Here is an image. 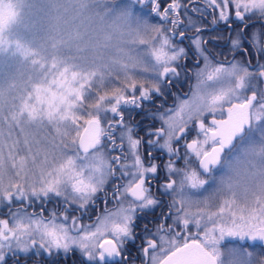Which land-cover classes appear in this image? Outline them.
Here are the masks:
<instances>
[{
  "label": "snow or ice",
  "instance_id": "snow-or-ice-1",
  "mask_svg": "<svg viewBox=\"0 0 264 264\" xmlns=\"http://www.w3.org/2000/svg\"><path fill=\"white\" fill-rule=\"evenodd\" d=\"M191 2L199 4L201 0ZM139 4L140 10L146 11L147 16L151 18L162 17L167 21L172 14L171 31L162 29L158 36V46L150 52L154 64L153 75L159 85L164 80L178 78L177 69L184 67L178 62L186 57L190 50H194L195 54L203 59L204 66L196 72L197 83L191 99L185 100L178 110L170 109L162 113L161 127L146 132L147 136L156 139L144 140L134 135V126L124 122L122 108H139L142 101H150L153 94H160L161 88L136 87L130 96L117 101L111 110L114 122L108 124L107 130L90 127L76 151L69 154L58 167L43 174L38 181L5 185L0 180V205L7 203L10 209V219H0V264H7V260L14 256L33 252L48 257H67L73 250L85 258L86 264H128V259L125 258L128 251L126 245L134 242L133 229L137 214L152 210L159 204L158 199L151 194V182L159 179L162 167L166 173V182L161 186L162 193L173 195L178 192L181 196L180 204L175 198L169 204L170 211L175 210L174 218L170 217L173 218V224L179 223L184 229H187L190 223L195 224L198 229L203 224L215 226L206 231L201 239H192L191 242L185 239L179 247L176 245V239L167 240L161 235V242L169 245L167 250H160L162 261L155 254L156 241L148 239L147 247L142 249V253L146 256L150 251L153 253L148 257L151 264H216L207 250L209 247L217 245L227 236L245 238V233L236 230L235 219L232 228L216 224V216L224 215V209L215 215L207 214L190 219L187 213L181 215V205L186 199V190L199 191L206 186L200 176H210L218 168L225 149L231 145L234 137L250 124L254 105L259 104L254 114L256 121L264 120V89H257V84L254 83L264 81V63L257 60L253 66L238 61H218L213 65L206 54L207 41L202 36L204 29L198 27L197 20L188 15V10L181 0H171L162 10L160 0H139ZM202 4L203 7L191 9L201 19L211 11L215 24V13L218 10L220 21L234 19L243 25L241 30L236 32L235 38L231 39L234 51H242L247 55V50L243 48L247 42L253 48L254 55L264 54V28L249 35L245 34L248 27L245 24L246 18L257 16L264 19V0H202ZM230 5L235 8L234 17L229 16ZM181 9H184L187 18L183 31L177 27L181 24ZM188 28L194 29L192 35H187ZM177 38L181 43L187 40L188 47H180L178 43H174ZM253 67L255 71H250ZM249 88L252 89L250 97L245 95ZM136 92H139V96ZM206 116L212 117L208 125L205 124ZM193 123L198 129L197 138L186 141L182 145L184 152L181 154L180 148H174L173 144L180 145V141L193 130L189 127ZM116 129H121L118 137ZM117 139L120 144L116 143ZM160 140H163V143H160ZM145 144L149 149L147 155L140 151L141 146ZM157 149L169 157L163 166L154 162L158 157L152 155V151ZM115 151H119L120 155L108 154ZM180 161H183V167H177ZM192 165H195L198 171L190 170ZM109 177L125 180V183L114 187L113 195L116 197L117 207H106L105 212L97 217L93 224L78 225L79 217H71L72 222L69 224L68 213L73 209L68 207H65V214L60 218L63 223L57 222L55 209L50 211L47 218L43 215L46 210L43 206L38 213L27 212V207L32 206L34 200L46 203L49 198L55 196L65 198V204L69 202V197L71 202H78L76 210L83 214ZM171 177H179V185L177 180ZM14 200H25L27 204L24 208L11 211V203ZM225 207L231 212L227 204ZM256 219L260 225L259 234L264 236V219ZM147 231L145 229L146 233ZM164 231H171V228H166L164 224L157 226V233Z\"/></svg>",
  "mask_w": 264,
  "mask_h": 264
},
{
  "label": "rangeland",
  "instance_id": "rangeland-1",
  "mask_svg": "<svg viewBox=\"0 0 264 264\" xmlns=\"http://www.w3.org/2000/svg\"><path fill=\"white\" fill-rule=\"evenodd\" d=\"M161 30L139 0H0V180L36 182L75 152L86 120L110 112L108 93L147 77ZM254 114L213 184L222 224L235 219L246 234L212 246L218 264H264V120Z\"/></svg>",
  "mask_w": 264,
  "mask_h": 264
},
{
  "label": "flooded vegetation",
  "instance_id": "flooded-vegetation-1",
  "mask_svg": "<svg viewBox=\"0 0 264 264\" xmlns=\"http://www.w3.org/2000/svg\"><path fill=\"white\" fill-rule=\"evenodd\" d=\"M183 5L186 6L188 10V15L192 16L194 20H197L198 27L204 29V31L202 32V36L207 41L206 54L209 56V59L211 60L213 65H215L218 61H238L244 64L250 63L253 66L256 65L257 60H259L261 63H264V54L254 55L253 48L250 47L249 43L247 42H245L243 45V48L247 50V55H245V53L242 51H234L232 49L231 39L235 38L236 32L241 30V28L243 27V25H241L239 22L235 21L234 19H230L227 22L220 21L218 19V10L215 13V16L217 17L215 24H213L214 15L211 14V11L209 14L204 15L201 19V17L198 14L193 13L191 9L197 6L203 7L202 0L199 4L192 3L191 0H185V2H183ZM228 13L230 17H234L235 8L230 5ZM179 18L181 20V24L177 27L178 30L183 31L185 30L184 25H187V18L184 15V9L180 10ZM171 19L172 14H170L169 19L167 21H164L162 17L156 18V20L162 25V29H168L169 31H171L173 27L171 24ZM245 24L248 25V27L245 29V34L249 35L254 31L264 28V19H259L257 16H251L245 19ZM193 32L194 29H187V35H192ZM174 43H178V46L180 47H188L187 40H184L181 43L178 41L177 38L176 40H174ZM178 63L184 66L183 69H177L179 73L178 78L164 80L161 85H159L158 81L154 78V66L151 71L148 72L146 78L138 77L137 82H139V84L137 85V87L151 88L159 86L161 88V93L153 94L151 96L150 101H142L139 108H122L124 122L129 126L135 127V136L144 140L156 139L155 137L147 136L146 132L150 129L154 130L156 128L161 127L160 115L170 109L178 110L179 106L185 100L191 99L192 93L195 90V85L197 83L196 72L200 68H203L204 61L201 57L195 54L194 50H190L188 52V55L182 58ZM250 71H255V68H250ZM254 83L257 84V89H264V81H254ZM132 91L133 90H126L122 92L121 90H117L108 93L109 95H116L111 97L112 99L107 101V105L110 107V112L107 114L102 113L99 115L98 118L92 117L97 119L99 128H102L104 130L108 129V124L114 122L112 120L111 110L116 106L117 101L122 100L125 96H130L132 94ZM136 95L139 96V92H136ZM245 95L250 97L252 95V89H247L245 91ZM225 107H227V105H225ZM252 112L254 114L255 105L253 106ZM211 118V116L205 117L206 125L210 123ZM217 118L220 117L217 116ZM252 123L253 118L250 124L245 127L243 135L235 138L233 144L225 149L221 156V161L218 168L210 176H200V179L206 182V186L202 187L199 191H185L184 195L186 199H184L181 206L183 208V211L187 213L190 219H196L202 215H207L208 211H216L217 213L221 211V204L223 203V198L220 199L218 196L212 198L211 195L212 191H215V180L222 171L224 161H226H223L226 152L234 148V146L238 143L239 139L244 136V134L250 128ZM83 127L81 128V130L83 129ZM189 127H191L193 130L189 132L185 136V138L180 141V145H177L175 143L173 144L174 148H180L181 154H183L184 152V148L182 147V145H184L186 141L190 142L193 138H197L198 129L196 128L195 124L193 123ZM81 130L77 134L78 136L76 139V149L78 146V137L80 135ZM120 131L121 129L115 130L117 137L119 136ZM200 138L202 139V136ZM116 143L120 144V140L117 139ZM160 143H163V140H160ZM105 151H108V149H105ZM140 151L142 154L147 155L149 149L145 144L141 146ZM108 154L110 156H119L120 152L115 151L109 152ZM152 155L158 157V159L154 162L160 164L161 166H163L169 159L168 156L164 155V152L158 149L152 151ZM159 157H163V159H159ZM177 167H183V161H180L177 164ZM191 169H195L198 171L195 165H192L190 170ZM117 176H119V172H117ZM171 178L176 179L177 184L179 185V177ZM165 182L166 173L162 167L159 179H156L151 182V194L152 196L158 199L159 204L157 206H154L152 210L137 214L138 218L134 221L133 229L134 242H129L126 245L128 251L125 253V258L128 259V264H151V260L148 257H150L153 253L150 251L147 256L142 253V249L144 247H147L146 241L148 239H154L156 241L157 248L155 249V254L159 257L160 260H162L163 255H161L160 250L162 248L167 250L169 248V245L167 243L161 242L159 238L161 235L165 236L167 240L176 239V245L177 247H179L183 244L185 239H188L189 241H191L192 239H201L206 231L215 226L214 224H203L198 229L195 224L190 223L189 227L187 229H184L179 223L173 224L175 210L172 209L170 211L169 204L174 198L177 200V203L180 204L181 196L178 192L173 193V195L163 194L161 186ZM123 183H125V180L123 178L117 179L115 177H109L103 188L96 194L93 201L91 202L87 210L83 212V214L80 210H76L78 209V202H71V198L69 197V202L65 204V198L55 196L49 198L46 203L34 200L32 202V206L27 207V212L38 213L40 211L41 206H43L46 209L43 215L45 218H47L50 214V211L55 209L57 215V222L63 223V220L60 218L65 214V207H68L70 209H73L68 213L70 217L68 221L69 224H71L72 222L71 217H79V220L77 221L78 225H90L97 220V217L101 216L105 212L106 207L108 209H114L115 207H117L116 197L113 195V191L116 185ZM202 196H210V201L207 202L203 200ZM26 204L27 201L25 200H14L11 203V211H15L18 208H24ZM9 210V205L7 203L0 205V219H10L8 215ZM221 217L222 216H216V224H222ZM161 224H164L166 228L170 227L171 231L157 233V226ZM145 229L148 230L147 233L145 232ZM177 234L179 235L177 236ZM216 236L219 240V233H217ZM236 239L237 238L235 237L227 236L223 240H220L217 245L213 246L217 249L223 248V245L225 243L229 241L234 242ZM201 244L203 245L202 241ZM208 250L214 255L218 264L219 259L217 257V253H214V251L212 250V246L209 247ZM17 261L19 262V264H86L85 258H83L81 254L75 250L71 251V253L67 257H64L63 255H53L51 257H48L43 254H36L35 252L31 254L18 255L9 258L7 260V264H16Z\"/></svg>",
  "mask_w": 264,
  "mask_h": 264
},
{
  "label": "water",
  "instance_id": "water-1",
  "mask_svg": "<svg viewBox=\"0 0 264 264\" xmlns=\"http://www.w3.org/2000/svg\"><path fill=\"white\" fill-rule=\"evenodd\" d=\"M93 122H95V123H93ZM248 125H249V124H248ZM248 125H246L245 127H247ZM90 127H97V128H99V124H98L97 119H95V118H90V119H88V120L86 121V123H85L83 129L81 130L80 135H79V137H78V145H79L81 139L84 137L86 130H88ZM245 127L242 129V131H241L237 136L234 137V139H233L231 145L233 144L235 138H237V137L243 135V133H244V131H245ZM231 145H230V146H231ZM230 146H229V147H230ZM189 242H191V241H189ZM202 246H203V245H202ZM207 250H208V249H207ZM208 251H209V250H208ZM209 252H210V251H209ZM210 253H211V252H210ZM211 254H212V253H211ZM212 256H213V255H212ZM213 259L215 260V262H216V264H217V261H216V259H215L214 256H213ZM162 260H163V259H162ZM162 260H161V261H162Z\"/></svg>",
  "mask_w": 264,
  "mask_h": 264
},
{
  "label": "trees",
  "instance_id": "trees-1",
  "mask_svg": "<svg viewBox=\"0 0 264 264\" xmlns=\"http://www.w3.org/2000/svg\"><path fill=\"white\" fill-rule=\"evenodd\" d=\"M161 2V10L163 9V7H166L169 3H171V0H160ZM183 2H185V0H181V3L183 4ZM156 19V18H155ZM260 246H263V243H261ZM258 260H259V264L262 261V258L260 257V255L257 256Z\"/></svg>",
  "mask_w": 264,
  "mask_h": 264
}]
</instances>
